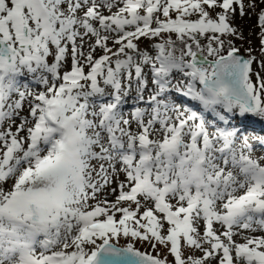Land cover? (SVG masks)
Segmentation results:
<instances>
[{"label":"snow or ice","instance_id":"1","mask_svg":"<svg viewBox=\"0 0 264 264\" xmlns=\"http://www.w3.org/2000/svg\"><path fill=\"white\" fill-rule=\"evenodd\" d=\"M257 62L264 0H0V264H264Z\"/></svg>","mask_w":264,"mask_h":264},{"label":"rangeland","instance_id":"2","mask_svg":"<svg viewBox=\"0 0 264 264\" xmlns=\"http://www.w3.org/2000/svg\"><path fill=\"white\" fill-rule=\"evenodd\" d=\"M245 2H247V0H245ZM216 11H219V9H217ZM105 14H108L107 12H105ZM212 15L214 16L215 13L213 12ZM174 16V13H173ZM163 18V17H161ZM233 26L238 27L239 29L242 30L243 35H244V41H236V45L237 47H240V51H241V55L243 56H247V52L245 51L246 49L251 48L252 51V55L256 57L257 61L260 60V52H259V38L257 33L259 32V28L256 26L257 25V17L255 15H245L243 18H240L238 15L233 19L232 21ZM250 41V43H249ZM147 44V42H145L144 44L141 45V47H145V45ZM99 54V53H98ZM252 69H253V73L255 74L256 72L260 73L261 77H264V70H262L260 68L259 63H253L252 65ZM65 69H61V71H64ZM253 80L255 81V75H253ZM131 95H135V92L133 91V93ZM147 95V93L145 94ZM134 101L133 102H128L127 105H125V111L129 112L130 109L134 106ZM141 107H143V105H140ZM27 106H25L24 112L21 113V115H26L27 114ZM264 122V121H263ZM20 121L19 119L16 120V124H19ZM2 127L6 128L7 124L3 125ZM13 131H15V125H13ZM21 135H23V133H21ZM250 143L256 144L255 141L252 140V138H249ZM256 155H259L258 152L256 153ZM117 167H119V165H117ZM120 180H123L124 177L121 174L119 177ZM117 186V181L115 179H113V183L110 184L107 188L104 189V191L100 194V198L102 199L104 196H107V198L109 200H114L115 197L114 195H112V188H115ZM94 203V202H93ZM144 209H141L140 211L142 212ZM247 234V233H245ZM238 242H243L242 240L239 239V237L236 238ZM121 245H123V241L120 242ZM138 248H140L141 251H144L145 248L140 247V245H137ZM161 253H163V249L160 248L159 249ZM153 255H155V253H153ZM197 255H199V253H197ZM168 259H171V257L169 256ZM213 264H215V262H213Z\"/></svg>","mask_w":264,"mask_h":264},{"label":"bare ground","instance_id":"3","mask_svg":"<svg viewBox=\"0 0 264 264\" xmlns=\"http://www.w3.org/2000/svg\"><path fill=\"white\" fill-rule=\"evenodd\" d=\"M132 96H133V95H130V96H129V98H128L129 102H133V100H132ZM256 153H257V152H256Z\"/></svg>","mask_w":264,"mask_h":264}]
</instances>
